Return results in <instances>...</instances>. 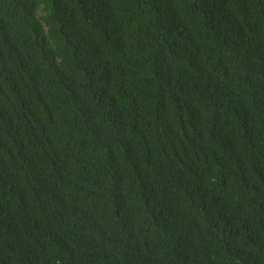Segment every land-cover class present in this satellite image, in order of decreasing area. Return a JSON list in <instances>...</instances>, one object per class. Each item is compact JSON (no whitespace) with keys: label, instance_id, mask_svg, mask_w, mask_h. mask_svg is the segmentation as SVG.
Wrapping results in <instances>:
<instances>
[{"label":"trees","instance_id":"16d2710c","mask_svg":"<svg viewBox=\"0 0 264 264\" xmlns=\"http://www.w3.org/2000/svg\"><path fill=\"white\" fill-rule=\"evenodd\" d=\"M0 264H264V0H0Z\"/></svg>","mask_w":264,"mask_h":264}]
</instances>
